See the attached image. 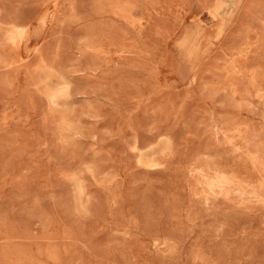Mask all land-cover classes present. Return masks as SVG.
<instances>
[{"label":"rangeland","instance_id":"1","mask_svg":"<svg viewBox=\"0 0 264 264\" xmlns=\"http://www.w3.org/2000/svg\"><path fill=\"white\" fill-rule=\"evenodd\" d=\"M0 264H264V0H0Z\"/></svg>","mask_w":264,"mask_h":264},{"label":"bare ground","instance_id":"2","mask_svg":"<svg viewBox=\"0 0 264 264\" xmlns=\"http://www.w3.org/2000/svg\"><path fill=\"white\" fill-rule=\"evenodd\" d=\"M16 29H17V33H19V32H21V33L24 32V31H23V28L16 27ZM18 36H20V35L18 34ZM54 97H55V96L52 94V95H51V98L53 99ZM55 98H56V97H55Z\"/></svg>","mask_w":264,"mask_h":264}]
</instances>
